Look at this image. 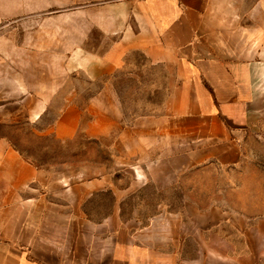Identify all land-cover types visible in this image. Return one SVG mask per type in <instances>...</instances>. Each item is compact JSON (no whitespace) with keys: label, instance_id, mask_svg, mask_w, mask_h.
Instances as JSON below:
<instances>
[{"label":"crops","instance_id":"1","mask_svg":"<svg viewBox=\"0 0 264 264\" xmlns=\"http://www.w3.org/2000/svg\"><path fill=\"white\" fill-rule=\"evenodd\" d=\"M0 69V264H87L88 199L128 188L98 160L72 182L7 132L30 121L149 180L238 164L264 101V0H0Z\"/></svg>","mask_w":264,"mask_h":264},{"label":"rangeland","instance_id":"2","mask_svg":"<svg viewBox=\"0 0 264 264\" xmlns=\"http://www.w3.org/2000/svg\"><path fill=\"white\" fill-rule=\"evenodd\" d=\"M64 12L53 9L49 16L58 20ZM261 105L249 124L238 126V164L185 167L182 178L168 169L166 179L149 180L127 163L114 164L110 150L83 140L63 147L30 121L7 135L26 158L71 174L72 182L79 179L80 170L94 174L98 160L109 181L128 188L119 196L88 199V223L81 224L86 234L79 235L87 247L82 254L87 264H264V101ZM176 216L178 228L163 234ZM123 230L124 252L119 253L117 238ZM74 241L73 235L72 247ZM75 253L73 249L72 256ZM77 262L71 259L70 264Z\"/></svg>","mask_w":264,"mask_h":264}]
</instances>
